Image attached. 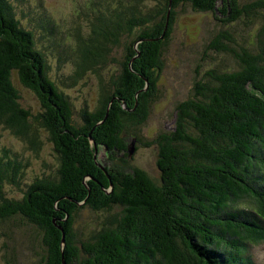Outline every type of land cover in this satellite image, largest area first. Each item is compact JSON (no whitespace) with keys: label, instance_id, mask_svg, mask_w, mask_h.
<instances>
[{"label":"trees","instance_id":"obj_1","mask_svg":"<svg viewBox=\"0 0 264 264\" xmlns=\"http://www.w3.org/2000/svg\"><path fill=\"white\" fill-rule=\"evenodd\" d=\"M89 6L88 31L73 27L70 46L62 47L51 17L0 0V126L35 153L46 131L55 157L25 182L28 158L0 149V264H235L241 241L257 236L248 215L253 226L264 217V0ZM189 9L215 15L222 29L203 39L205 49L228 54L233 66L200 75L198 64L172 129L148 139L142 131L166 51ZM20 13L33 22L26 25ZM48 50L58 65L72 61L69 83H61L60 70L51 76ZM89 71L99 80L96 106L75 110L65 88ZM18 81L36 94L40 110L22 104ZM141 146L157 147L159 177L125 169ZM16 222L30 246L9 243Z\"/></svg>","mask_w":264,"mask_h":264},{"label":"rangeland","instance_id":"obj_2","mask_svg":"<svg viewBox=\"0 0 264 264\" xmlns=\"http://www.w3.org/2000/svg\"><path fill=\"white\" fill-rule=\"evenodd\" d=\"M18 6H21L25 12L32 10L36 15H43L45 17H51L54 21L59 24L60 35L54 40L60 44V46H70L72 29L75 26H80L83 32L88 31L86 25L87 16L86 14L93 13V10L89 6L91 0H14ZM153 2V0H152ZM20 16L26 25H30V15ZM88 24V23H87ZM240 31H244V25H242ZM220 22L216 19L212 12H193L190 9L182 13L178 19L176 30L173 34L171 43L165 55V70L161 76L159 84V95L154 101V107L149 115V118L144 125L143 131L148 139H152L159 132L163 130L172 129L175 120V110L178 100L185 98L193 90L194 77L196 74L195 68L198 64H201L199 68V74L202 75L205 71L215 66H233V59L226 53H214L212 50L205 49L203 39L209 37L210 34L219 32L221 30ZM58 43V44H59ZM48 59L51 65L50 73L51 76L56 74V71L63 72L60 79L61 83H68L69 74L73 73L74 65L72 61L69 62L67 59H63L60 65H58L57 55L51 54L49 50ZM60 51L57 50V54ZM122 55V52H118L116 57ZM207 55V56H205ZM70 58V56H69ZM113 63L114 61L111 60ZM118 63L114 64L112 68L119 67ZM109 71V70H108ZM106 72V70H105ZM63 80V81H62ZM20 86L22 104L26 107H31L35 111L41 109V102L36 94L26 87H24L18 81ZM98 76L89 71L79 81L75 87L65 88L67 94L71 98L73 108L79 110L85 103H88L90 107H95L98 99ZM40 137L42 140V147L38 153L32 152L25 148V144L17 138L12 132L6 128L0 126V149L3 146L8 147L12 154H16L20 158L24 157L25 161L28 158V166L25 167L26 176L25 182H28L35 174H38L43 170L45 163H53L54 160V146L53 143L48 139L46 131H40ZM105 149L100 150V158L103 163L106 164ZM124 154V153H122ZM122 154H119L122 156ZM157 154L158 149L156 146L144 147L141 146L139 149L134 151V156L130 162H124L127 164L125 169H130L131 165L140 166L148 170L154 177H159L157 170ZM115 162L124 165L120 157H115ZM128 157H126L127 159ZM46 168V167H45ZM21 188L24 184L21 183ZM20 187L13 188L10 185L7 189L12 194H19ZM88 215V211L86 212ZM259 214H252V217L256 219ZM260 217V216H259ZM249 226L256 231L254 242H246L242 240L238 246L237 258L235 264H257L261 259L264 260V241L259 244L262 239L264 232V217L263 221L257 222L253 226L251 224V216L248 215ZM16 224V225H15ZM256 226V227H255ZM8 227V226H7ZM13 240L9 243L14 242L17 244L18 239H23V244H29L30 246L32 239L29 235H24L22 228L14 223L12 226ZM258 227V228H257ZM0 226V232H1ZM3 238L0 237V245H3ZM0 247V252H2ZM23 258V257H22Z\"/></svg>","mask_w":264,"mask_h":264},{"label":"clouds","instance_id":"obj_3","mask_svg":"<svg viewBox=\"0 0 264 264\" xmlns=\"http://www.w3.org/2000/svg\"><path fill=\"white\" fill-rule=\"evenodd\" d=\"M261 220L263 221V217L261 218ZM256 227V226H255ZM258 228V227H257ZM262 241H264V236L262 237V239L259 241V244L262 242ZM246 242H254V239L253 240H247V241H245V243ZM240 244H242V243H240ZM239 244V245H240ZM263 260V259H262ZM264 261V260H263Z\"/></svg>","mask_w":264,"mask_h":264},{"label":"bare ground","instance_id":"obj_4","mask_svg":"<svg viewBox=\"0 0 264 264\" xmlns=\"http://www.w3.org/2000/svg\"><path fill=\"white\" fill-rule=\"evenodd\" d=\"M264 197V196H263ZM262 215V214H261ZM259 225V224H258Z\"/></svg>","mask_w":264,"mask_h":264}]
</instances>
